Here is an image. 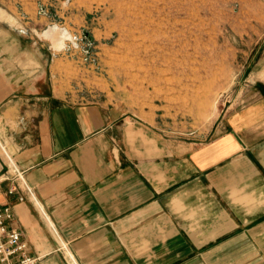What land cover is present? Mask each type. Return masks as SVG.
<instances>
[{"label":"crops","instance_id":"1","mask_svg":"<svg viewBox=\"0 0 264 264\" xmlns=\"http://www.w3.org/2000/svg\"><path fill=\"white\" fill-rule=\"evenodd\" d=\"M240 1L264 30V0ZM0 24V140L23 176L0 203L35 264H264V81L210 139L175 142L31 91L43 62Z\"/></svg>","mask_w":264,"mask_h":264},{"label":"rangeland","instance_id":"2","mask_svg":"<svg viewBox=\"0 0 264 264\" xmlns=\"http://www.w3.org/2000/svg\"><path fill=\"white\" fill-rule=\"evenodd\" d=\"M62 3L0 0V20L43 62L44 84L30 80L31 91L44 86L63 103H99L167 140L199 143L253 103L252 89L264 81V30L238 11L240 0ZM53 21L81 37L79 50L50 51L41 34ZM7 157L0 140L3 170Z\"/></svg>","mask_w":264,"mask_h":264},{"label":"built area","instance_id":"3","mask_svg":"<svg viewBox=\"0 0 264 264\" xmlns=\"http://www.w3.org/2000/svg\"><path fill=\"white\" fill-rule=\"evenodd\" d=\"M7 159L9 165H6V170L0 168V181H11L15 177L23 182L22 172L17 169L11 157ZM16 190L17 187L12 185L7 189V195L14 194ZM22 200L21 196L17 199L19 202ZM13 221L14 214L11 205L0 203V264H35L37 259L28 254L22 233L12 226Z\"/></svg>","mask_w":264,"mask_h":264},{"label":"clouds","instance_id":"4","mask_svg":"<svg viewBox=\"0 0 264 264\" xmlns=\"http://www.w3.org/2000/svg\"><path fill=\"white\" fill-rule=\"evenodd\" d=\"M62 7H68V0H63ZM41 35L48 42L50 51L57 54L81 48V37L55 21L51 22ZM53 36L56 37L55 40H53Z\"/></svg>","mask_w":264,"mask_h":264},{"label":"bare ground","instance_id":"5","mask_svg":"<svg viewBox=\"0 0 264 264\" xmlns=\"http://www.w3.org/2000/svg\"><path fill=\"white\" fill-rule=\"evenodd\" d=\"M53 37H54V40H55L56 37L55 36H53Z\"/></svg>","mask_w":264,"mask_h":264}]
</instances>
